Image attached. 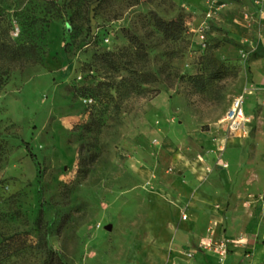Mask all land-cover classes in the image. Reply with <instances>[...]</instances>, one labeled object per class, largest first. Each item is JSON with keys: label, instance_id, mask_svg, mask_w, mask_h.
<instances>
[{"label": "rangeland", "instance_id": "rangeland-1", "mask_svg": "<svg viewBox=\"0 0 264 264\" xmlns=\"http://www.w3.org/2000/svg\"><path fill=\"white\" fill-rule=\"evenodd\" d=\"M0 40L38 54L0 59V264L167 263L192 160L264 260V0H0ZM207 52L227 70L202 89Z\"/></svg>", "mask_w": 264, "mask_h": 264}, {"label": "crops", "instance_id": "crops-1", "mask_svg": "<svg viewBox=\"0 0 264 264\" xmlns=\"http://www.w3.org/2000/svg\"><path fill=\"white\" fill-rule=\"evenodd\" d=\"M256 75L264 76V67L256 68ZM245 95V94H244ZM189 164V165H188ZM184 170L185 187L188 193L186 219L176 228L174 240L171 241L167 254V263L170 264H264V260L255 261L257 251L245 247L244 241L248 237L249 224L253 217L245 218L240 222L235 215H231V223L226 224L223 219L222 202L220 209H213V204L218 201L217 195H207L204 191L205 184L197 179L196 160H192ZM224 188V186H220ZM209 211H215L211 214ZM219 230L223 232V239L227 240L228 248L224 255H220L218 248L205 244V238L216 237L219 243ZM192 239L193 251L188 249L189 238ZM243 241V242H242ZM198 248L200 252L197 251ZM260 258V257H259Z\"/></svg>", "mask_w": 264, "mask_h": 264}, {"label": "trees", "instance_id": "trees-1", "mask_svg": "<svg viewBox=\"0 0 264 264\" xmlns=\"http://www.w3.org/2000/svg\"><path fill=\"white\" fill-rule=\"evenodd\" d=\"M155 25L167 39H179L184 28V22L181 18L164 20L162 18L155 17ZM133 40L134 38L130 39L131 43L134 44ZM107 55L112 54L109 53ZM0 59H4L9 64H16L20 61L36 62L38 60V54L34 49V45L31 43L23 42L16 44L11 40L9 42L0 40ZM202 70L206 76H204L203 73H199L190 76L189 78L195 83V85L204 89V87L211 81L222 78L227 70V67L219 62L211 52H207L202 57ZM25 147L30 152L31 158L34 159V155L29 149L28 144H25ZM258 207H260V202L257 204V208ZM192 239L193 238L191 237L189 238L190 245L188 246V249L190 251H193ZM8 249H10V244H4V242L0 243V260L10 253V250ZM195 249L200 252L198 248Z\"/></svg>", "mask_w": 264, "mask_h": 264}, {"label": "built area", "instance_id": "built-area-1", "mask_svg": "<svg viewBox=\"0 0 264 264\" xmlns=\"http://www.w3.org/2000/svg\"><path fill=\"white\" fill-rule=\"evenodd\" d=\"M85 101H90V99H86ZM223 120L227 128L231 130L242 129L245 126L247 117L242 96L235 97L232 100ZM226 244L227 242L223 241L220 246L217 247L220 255H223L227 252Z\"/></svg>", "mask_w": 264, "mask_h": 264}]
</instances>
